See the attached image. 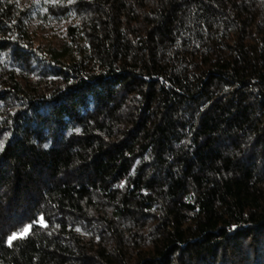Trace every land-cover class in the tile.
<instances>
[{
	"label": "trees",
	"instance_id": "trees-1",
	"mask_svg": "<svg viewBox=\"0 0 264 264\" xmlns=\"http://www.w3.org/2000/svg\"><path fill=\"white\" fill-rule=\"evenodd\" d=\"M0 264H264V0H0Z\"/></svg>",
	"mask_w": 264,
	"mask_h": 264
},
{
	"label": "rangeland",
	"instance_id": "rangeland-1",
	"mask_svg": "<svg viewBox=\"0 0 264 264\" xmlns=\"http://www.w3.org/2000/svg\"><path fill=\"white\" fill-rule=\"evenodd\" d=\"M24 3L29 2V0H23Z\"/></svg>",
	"mask_w": 264,
	"mask_h": 264
}]
</instances>
